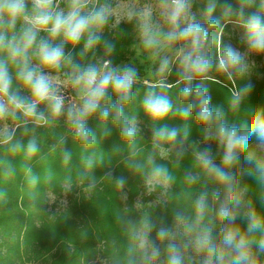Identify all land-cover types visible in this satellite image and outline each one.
Masks as SVG:
<instances>
[{"label":"clouds","instance_id":"obj_1","mask_svg":"<svg viewBox=\"0 0 264 264\" xmlns=\"http://www.w3.org/2000/svg\"><path fill=\"white\" fill-rule=\"evenodd\" d=\"M229 24L241 30L243 51L224 42ZM128 38L149 65L143 76L136 63L115 62ZM262 55L264 0H0V180L21 173L35 202L40 131L63 127L48 151L68 169L65 193L74 183L92 192L105 167L100 179L127 201V177L97 150L115 129L121 144L112 152L143 191L115 211L120 239L90 264H264V105L248 104L252 57ZM210 84L227 89L226 107L213 105ZM69 137L81 150L75 181Z\"/></svg>","mask_w":264,"mask_h":264},{"label":"trees","instance_id":"obj_2","mask_svg":"<svg viewBox=\"0 0 264 264\" xmlns=\"http://www.w3.org/2000/svg\"><path fill=\"white\" fill-rule=\"evenodd\" d=\"M235 4L236 0H231ZM219 14V9L217 10ZM122 28L127 26L122 24ZM234 25L229 24L225 29L224 42L232 43L243 51L239 43ZM130 38L121 40L117 45L116 63L125 62L134 55ZM256 74H251V81L255 85L248 104L252 106L264 105V65ZM175 77H170L174 82ZM246 82V81H244ZM243 83V82H241ZM213 105H225L227 89L219 85L210 84ZM141 95L144 88L140 87ZM137 110L139 105L137 104ZM241 117L245 116L244 109ZM142 125L147 123L143 112L139 113ZM164 123L169 126L179 127L182 121L179 118H169ZM98 121H89V127L96 129ZM190 139L199 141L202 130L194 120L189 121ZM65 131L63 127L55 130L42 129L40 131L43 141L44 159L37 158L32 162L33 171L41 177L38 185L39 197L33 202L29 199L28 188L24 183L23 175L18 172L15 179L10 181L0 180V188H6L7 202H0V264H90L99 257H106L111 248L113 238L120 239V230L115 222V211L125 206L132 207L138 194L143 191L140 179L126 170L121 163L122 154L112 152L114 144H121L119 133L113 130L112 135L102 140L98 145V152L104 157L105 166L109 161L114 168L116 176L127 177L124 191L127 201H123L115 187L108 181L101 180L105 167H97L95 175L98 179L97 187L92 192H85L84 185L74 183L73 190L65 193L62 180L68 173L61 161L59 151L50 153L48 146L54 143L53 135ZM141 143L146 150L150 147L151 132L147 127L142 131ZM73 152L71 174L75 176L80 170V148L69 137L67 145ZM215 151V145H213ZM187 164V161H185ZM19 165V158L17 159ZM52 174L50 183L44 177ZM181 175L177 172V176ZM49 196L54 199H64L67 204L60 207L49 204ZM147 199V198H146ZM54 215L55 220L49 219ZM133 218L136 213L133 212ZM86 231L87 236L81 237V232Z\"/></svg>","mask_w":264,"mask_h":264},{"label":"rangeland","instance_id":"obj_3","mask_svg":"<svg viewBox=\"0 0 264 264\" xmlns=\"http://www.w3.org/2000/svg\"><path fill=\"white\" fill-rule=\"evenodd\" d=\"M236 30V35L238 36V38L241 35V30L237 27L234 26L233 30ZM144 59L143 55L140 54L137 49H135L134 51V55L128 57V59L125 62H134L136 63L137 67L139 68L141 75H145L146 74V70L148 69L149 65L147 62L141 64V61ZM252 60H254L255 62V67L254 70L251 74H256L257 72H259L258 70H260L262 68V66L264 65V55L262 56H255L252 57ZM49 204L50 205H55V207L57 206H64L61 204V201H64V199H54L52 196H49Z\"/></svg>","mask_w":264,"mask_h":264}]
</instances>
